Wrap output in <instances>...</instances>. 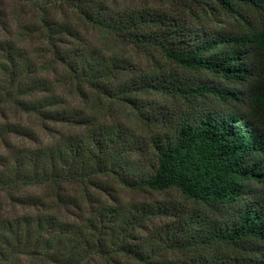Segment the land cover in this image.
Here are the masks:
<instances>
[{
  "label": "trees",
  "instance_id": "1",
  "mask_svg": "<svg viewBox=\"0 0 264 264\" xmlns=\"http://www.w3.org/2000/svg\"><path fill=\"white\" fill-rule=\"evenodd\" d=\"M39 1L63 2L84 22L151 49L167 62L203 78L190 81L161 70L111 85L117 71L124 70L122 61L102 58L93 51L58 49L56 44L64 34L73 35L72 29L41 16L42 36L52 47L53 58L75 78L138 112L142 106L133 93L176 95L187 109L170 133L151 137L145 148L123 127L98 125L83 135L63 137L55 146L24 149L7 158L0 155V191L21 206L39 199L14 195L13 190L62 182L98 186L97 176H109L131 191H174L223 217L222 222L206 224L200 236H189V240L233 248L236 256L228 264H264V0H190L200 8L193 10L188 24L150 10L121 13L109 11L101 3L87 5L84 0ZM217 16L231 18L237 26L210 28L206 22ZM0 53V104L9 101L49 120L85 123L77 113L52 109V103L17 100L41 83L16 79L22 72L21 57L11 42H0ZM5 128L0 126V133L17 134L13 126ZM130 152H139V159L145 156L146 171L134 173L138 164L128 161ZM151 216L178 217L175 205L164 202L101 206L85 221L90 231L84 235L77 227V236L64 243L63 233L71 229L53 215L2 219L0 264H15L18 255H38L59 264H83L91 256L119 255L154 264L161 252L178 246L175 239L183 228L192 230L195 220L202 219L199 212H193L189 223L184 221L174 229L164 225L163 231L131 242L138 240L133 229Z\"/></svg>",
  "mask_w": 264,
  "mask_h": 264
},
{
  "label": "rangeland",
  "instance_id": "2",
  "mask_svg": "<svg viewBox=\"0 0 264 264\" xmlns=\"http://www.w3.org/2000/svg\"><path fill=\"white\" fill-rule=\"evenodd\" d=\"M96 4L101 3L111 12H132L150 10L158 14L178 19L182 23H191L193 10L198 5L190 0H84ZM54 19L70 26L73 35L64 34L61 42L56 44L60 50H80L95 52L98 56L122 61L124 70H118L111 85L124 82L131 77L145 73L162 72L178 75L190 81L202 79L203 76L184 71L167 62L159 53L133 45L112 33H107L84 22L74 8L63 2L48 3L39 0H0V42H11L20 53L19 63L22 72L16 79L22 83L36 81V90L20 95L17 100L27 103H52V109L77 113L85 119L83 124L69 121L49 120L31 111H22L11 102L0 104V126L15 127L17 134L0 133V155L9 157L16 151L24 149L39 150L59 144L68 135H83L88 129L98 125L120 126L139 144L147 145L151 137L168 134L174 128L180 115L187 109L186 103L178 96L166 93H133L131 96L141 103L140 111L131 108L115 98L102 94L88 82L75 78L66 67L53 58V49L42 36L40 17ZM210 28L229 29L237 23L231 18L217 16L206 22ZM40 28V29H39ZM17 53V52H15ZM2 54L0 53V61ZM28 67V68H26ZM27 69V70H26ZM4 87V79H1ZM1 93V90H0ZM1 96V94H0ZM141 113V114H140ZM3 129V130H4ZM140 153L130 152L128 161L135 163L134 173L146 171V160ZM139 159V160H138ZM141 164V166H139ZM0 169L2 167L0 166ZM98 186L76 182L59 184L30 185L13 190L14 195H24L39 199V202L21 206L8 198V193L0 191V221L21 215L49 214L69 225L67 234L63 233L61 243L66 238L77 236L76 228L86 235L90 230L86 219L92 218L94 211L101 206L119 208L132 203L152 204L168 203L175 205L178 217L151 216L133 229L138 240L148 238L164 225L174 229L179 223L186 221L193 212H199L202 219H196L192 230L184 231L176 236L177 247L160 253L153 260L154 264H228L230 258L236 256L233 248L222 243H200L189 240V236H200L205 225L211 222H222L223 217L208 212L202 206L183 199L174 191L152 192L148 190H128L109 176H97ZM87 227V229H85ZM70 233V234H69ZM187 242V243H186ZM207 261V263H206ZM15 264H59L45 260L38 255H18ZM83 264H141L119 255L112 257L91 256Z\"/></svg>",
  "mask_w": 264,
  "mask_h": 264
}]
</instances>
